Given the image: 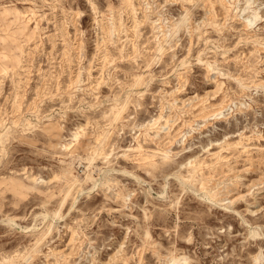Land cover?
Segmentation results:
<instances>
[{
    "label": "rangeland",
    "instance_id": "rangeland-1",
    "mask_svg": "<svg viewBox=\"0 0 264 264\" xmlns=\"http://www.w3.org/2000/svg\"><path fill=\"white\" fill-rule=\"evenodd\" d=\"M218 4L0 0V264H264V0Z\"/></svg>",
    "mask_w": 264,
    "mask_h": 264
},
{
    "label": "bare ground",
    "instance_id": "bare-ground-1",
    "mask_svg": "<svg viewBox=\"0 0 264 264\" xmlns=\"http://www.w3.org/2000/svg\"><path fill=\"white\" fill-rule=\"evenodd\" d=\"M218 2H219V4H218V6L219 5H221L222 7H224V8H226L227 10H228V5H227V0H218ZM9 11H11L9 8H4L3 10H2V15H5L6 13H8ZM13 13V14H12ZM11 13V16L12 17H14V18H18L19 17V13H17V12H12ZM212 14V13H211ZM250 21L251 20H249V22H247L246 23V26L247 27H249L250 26ZM252 22V21H251ZM170 28V27H169ZM176 28V27H175ZM174 28V29H175ZM173 29V30H174ZM167 32V31H166ZM168 34H169V32H168ZM169 38V37H168ZM201 109V108H200ZM205 112V111H204ZM203 114V113H202ZM167 124V123H166ZM76 134H77V132H76ZM170 134V133H169ZM164 135V134H163ZM162 135V136H163ZM174 135V134H173ZM75 136H77V135H75ZM74 139H76V138H74ZM168 141H170V140H168ZM167 141V142H168ZM147 142V141H146ZM149 142V141H148ZM73 145H74V141L73 142H69V143H67V144H65V148L66 147H68V148H72L73 147ZM64 146V145H63ZM139 146H141V145H139ZM235 146V145H234ZM142 148V147H141ZM243 148V147H242ZM234 149V148H233ZM236 149V148H235ZM136 150V149H135ZM156 154V152H155V150H153V151H151V152H149L147 155H146V158H147V160H149V161H151V163L152 164H154V162H152V160L154 159L153 157H154V155ZM215 157V156H214ZM73 174V173H72ZM137 178V177H136ZM140 179H142V178H139L138 177V180H140ZM141 181V180H140ZM77 182H79V179L77 178V177H74V179H73V181H72V184H76ZM77 189V188H76ZM51 228V227H50ZM49 230V229H48ZM46 234V233H45ZM67 259V258H66ZM4 262H5V264H17L16 262H12V259L11 258H6V259H4ZM48 264H50V262L48 263ZM54 264V263H53Z\"/></svg>",
    "mask_w": 264,
    "mask_h": 264
}]
</instances>
